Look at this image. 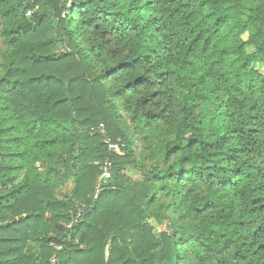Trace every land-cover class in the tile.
<instances>
[{"label":"clouds","instance_id":"clouds-1","mask_svg":"<svg viewBox=\"0 0 264 264\" xmlns=\"http://www.w3.org/2000/svg\"><path fill=\"white\" fill-rule=\"evenodd\" d=\"M261 70L264 0H0V264H264Z\"/></svg>","mask_w":264,"mask_h":264},{"label":"trees","instance_id":"trees-1","mask_svg":"<svg viewBox=\"0 0 264 264\" xmlns=\"http://www.w3.org/2000/svg\"><path fill=\"white\" fill-rule=\"evenodd\" d=\"M9 2H10V0H9ZM77 7V9H80V8H82V7H84L83 5H77L76 6ZM11 10H9V12H10ZM9 12H5V13H3V15L5 16V17H7L8 15H9ZM264 71V70H263ZM100 143L102 144V145H104V144H106V141H100ZM123 155V154H122ZM117 156H120V155H117ZM11 170V169H10ZM8 195H10V193H8ZM151 222V221H150ZM13 223H15V221H13ZM48 239L49 240H51V239H53L52 237H48ZM44 264H51V262L50 261H48V260H45V262H44Z\"/></svg>","mask_w":264,"mask_h":264},{"label":"built area","instance_id":"built-area-1","mask_svg":"<svg viewBox=\"0 0 264 264\" xmlns=\"http://www.w3.org/2000/svg\"><path fill=\"white\" fill-rule=\"evenodd\" d=\"M107 143H108V142L106 141V144H107ZM110 149H111V150H115L116 155H122V153L119 151V146H118V145H111V146H110ZM104 167L106 168V167H108V165H104ZM102 171H103V169H102ZM54 261H55V257H52V260L50 261L51 264H54Z\"/></svg>","mask_w":264,"mask_h":264},{"label":"rangeland","instance_id":"rangeland-1","mask_svg":"<svg viewBox=\"0 0 264 264\" xmlns=\"http://www.w3.org/2000/svg\"><path fill=\"white\" fill-rule=\"evenodd\" d=\"M261 71H263V70H261ZM123 154V153H122Z\"/></svg>","mask_w":264,"mask_h":264}]
</instances>
